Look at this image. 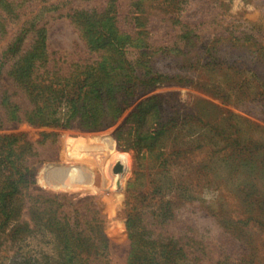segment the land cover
<instances>
[{
	"label": "rangeland",
	"instance_id": "1",
	"mask_svg": "<svg viewBox=\"0 0 264 264\" xmlns=\"http://www.w3.org/2000/svg\"><path fill=\"white\" fill-rule=\"evenodd\" d=\"M9 1L23 16L0 32V264H58L60 244L32 219L44 209L71 228L102 219L111 264H264V0ZM107 10L122 31L141 25L168 47L151 64L157 86L145 91L139 72L108 129L24 120L33 106L4 63L15 37L27 34L23 50L34 37L26 20L41 16L60 66L101 55L75 19ZM187 24L201 38H182ZM19 221L26 238L12 239Z\"/></svg>",
	"mask_w": 264,
	"mask_h": 264
},
{
	"label": "trees",
	"instance_id": "2",
	"mask_svg": "<svg viewBox=\"0 0 264 264\" xmlns=\"http://www.w3.org/2000/svg\"><path fill=\"white\" fill-rule=\"evenodd\" d=\"M3 1L6 5L0 12V32L3 30L1 25L7 26V21H18L23 16L19 12V4ZM1 6L2 1H0ZM161 8L164 9H160V13L169 20L183 18L181 14L170 17L168 7L162 5ZM138 13L141 15L136 19H141L143 11ZM110 14V10H107L85 15L82 18L79 14L76 15L78 17L75 21L78 22L82 34L81 43L90 53H101V55L88 56L78 62H64L60 66L57 63L52 64L46 26L36 27V19L41 16H34L35 20H33L31 15L26 20L32 24V27L24 28V32H30L35 28L37 31L33 33L34 37L26 50L23 48L28 41L27 34L23 32L24 35L15 37L5 52L7 57L4 63L12 62L10 74L33 106L25 113L24 120L39 126L70 128L78 122L84 130L108 129L130 106V98L127 95L138 87L139 72L144 73L140 85L145 91L148 92L157 86V77L150 76L151 64L156 61L155 57L162 54V51L166 52L168 47L151 46L144 36L145 33L149 34L148 30L138 31L139 28L143 29L141 25H135L134 33L122 31L116 20L109 19ZM185 28L186 33L182 38L190 39L201 38L198 33L205 30L190 24ZM130 53H134L137 57L135 63L130 61ZM145 57H149L147 61H144ZM2 205L3 208L7 207L4 201ZM11 212V210L5 212L6 220L11 218ZM37 218L44 222L42 225L52 232L60 244L58 264H111L108 259V240L102 232V219L95 218L92 228L87 230L79 224H74L71 228L47 209L38 210L32 219ZM26 225L21 221L16 223L11 238L25 239ZM141 251L142 249H137L139 257ZM133 264H164V262L153 255L148 262L140 261Z\"/></svg>",
	"mask_w": 264,
	"mask_h": 264
},
{
	"label": "bare ground",
	"instance_id": "3",
	"mask_svg": "<svg viewBox=\"0 0 264 264\" xmlns=\"http://www.w3.org/2000/svg\"><path fill=\"white\" fill-rule=\"evenodd\" d=\"M102 135H103V134H102ZM101 139H102V138H101ZM93 141H94V140H93ZM106 142H107V140H106ZM105 144H106V143H105ZM110 145H111V144H110ZM112 145H113V144H112ZM110 147L112 148V146H110ZM112 152H113V151H112ZM126 162H127V161H126ZM124 168H125V166H124ZM128 173H129V172H128ZM117 174H118V173H117ZM122 174H123V173H122ZM70 176H71V175H70ZM122 176H123V175H122ZM122 176H121V177H122ZM67 178H68V177H67ZM73 178H74V177H73ZM73 178H72V179H73ZM74 179H75V178H74ZM74 179H73V180H74ZM70 180H71V179H70ZM71 182H72V180H71ZM71 182H70V184H71ZM72 183H73V182H72Z\"/></svg>",
	"mask_w": 264,
	"mask_h": 264
}]
</instances>
